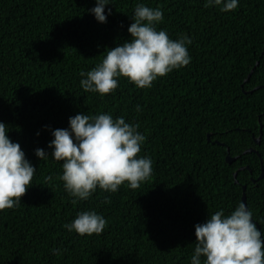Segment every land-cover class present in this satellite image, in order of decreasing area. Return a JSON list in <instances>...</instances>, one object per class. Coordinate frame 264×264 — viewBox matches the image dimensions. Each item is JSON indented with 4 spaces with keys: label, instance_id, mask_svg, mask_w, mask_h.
I'll return each mask as SVG.
<instances>
[{
    "label": "trees",
    "instance_id": "trees-1",
    "mask_svg": "<svg viewBox=\"0 0 264 264\" xmlns=\"http://www.w3.org/2000/svg\"><path fill=\"white\" fill-rule=\"evenodd\" d=\"M110 2L100 23L89 11L96 0H0V121L37 167L21 205L0 211V264H190L195 225L221 209L230 214L244 185L264 239V0H240L230 12L205 0ZM137 3L163 11L158 30L191 38V63L151 88L121 77L114 94L85 92L80 73L131 38ZM78 113L138 123L151 178L73 204L62 162L39 160L35 150L51 152L52 130ZM82 211L107 220L101 234L64 227Z\"/></svg>",
    "mask_w": 264,
    "mask_h": 264
},
{
    "label": "clouds",
    "instance_id": "clouds-1",
    "mask_svg": "<svg viewBox=\"0 0 264 264\" xmlns=\"http://www.w3.org/2000/svg\"><path fill=\"white\" fill-rule=\"evenodd\" d=\"M239 2L205 0L204 6H218L220 11L230 12L238 8ZM109 4L110 0H96L89 11L98 22L106 23L112 11L108 8L105 12ZM131 19L133 22L128 27L131 38L110 48L90 71L80 73L85 92L98 93L101 97L114 94L121 77L137 88H151L158 78L191 63L188 51L191 38L172 39L166 30H158L157 25L164 20L159 7L137 3ZM139 128L138 123L126 122L123 116L78 113L69 117L68 128L52 130L54 139L48 145L51 152L37 148L35 155L39 160L51 156L62 162L59 179L73 198V204L88 200L98 188L111 193L122 185L137 189L154 171L151 157L139 155L146 140ZM9 131L8 125L0 121V211L21 205L37 171L21 145L11 140ZM46 179L51 181L52 177ZM106 226L107 220L95 211H82L64 225L69 232L81 236L99 235ZM195 237L190 264H264L262 231L244 202L230 214L221 209L203 223H197ZM52 251L57 256L61 254L60 249Z\"/></svg>",
    "mask_w": 264,
    "mask_h": 264
},
{
    "label": "water",
    "instance_id": "water-1",
    "mask_svg": "<svg viewBox=\"0 0 264 264\" xmlns=\"http://www.w3.org/2000/svg\"><path fill=\"white\" fill-rule=\"evenodd\" d=\"M259 64V61H257V63H256V66ZM255 66V67H256ZM254 67V68H255ZM254 68L252 69V71H251V73L253 72V70H254ZM251 73L249 74V76L251 75ZM246 81H247V79H246ZM257 88H259V87H257ZM262 131V130H261ZM208 139L210 140L211 139V133H209V135H208ZM255 141L257 142V143H260L261 142V136H259L258 138H255ZM219 144H224L223 142H218ZM228 149V151L230 150L229 148H227ZM247 152H257L258 154H259V152H258V150L257 149H255V148H249V149H247L246 150ZM226 159H227V161L229 162V163H231V162H233L235 159H236V157H233V156H231L230 155V153H228V155L226 156ZM261 167H262V170H261V174L259 175V177L257 178V179H262L263 177H264V161H263V159H261ZM241 168H249V167H244V166H242ZM235 178H236V181L238 182V180H237V172H235ZM257 179H255L254 181H256ZM243 200H244V203L247 205V203H246V193H245V191H246V185H244L243 186Z\"/></svg>",
    "mask_w": 264,
    "mask_h": 264
}]
</instances>
